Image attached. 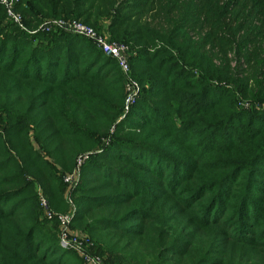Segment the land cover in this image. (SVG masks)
Wrapping results in <instances>:
<instances>
[{"label": "trees", "instance_id": "obj_1", "mask_svg": "<svg viewBox=\"0 0 264 264\" xmlns=\"http://www.w3.org/2000/svg\"><path fill=\"white\" fill-rule=\"evenodd\" d=\"M15 9L25 29L0 4V264H86L60 243L73 205L104 264H264V0ZM48 18L127 45L141 87L129 111L117 60L39 30Z\"/></svg>", "mask_w": 264, "mask_h": 264}, {"label": "built area", "instance_id": "obj_2", "mask_svg": "<svg viewBox=\"0 0 264 264\" xmlns=\"http://www.w3.org/2000/svg\"><path fill=\"white\" fill-rule=\"evenodd\" d=\"M16 1L17 0H0V4L6 8L9 19L13 20L25 29L26 27L23 22V17L21 13L15 9ZM54 28L77 33L92 39L106 55L117 60L124 74L125 80V111H129L134 105L141 87L139 82L133 79L130 75L131 64L127 45L117 41H110L105 34L97 31L93 26L77 19H48L38 27L39 30L45 31H50ZM86 158L87 154H81L77 158V170L72 174H67L64 176L65 182L68 183L70 187L76 184L79 176V167ZM68 198L72 202L70 195H68ZM42 201V205H47L48 202L43 199ZM74 207L75 206L73 205L69 213L61 214L59 216V237L62 247L75 250L83 258L86 264H104V259L102 257L92 254L85 247L84 243L88 242V240H86V236L74 231L71 225ZM48 209V207L45 208V210ZM46 216L48 218H52L53 212L50 210L46 211Z\"/></svg>", "mask_w": 264, "mask_h": 264}, {"label": "rangeland", "instance_id": "obj_3", "mask_svg": "<svg viewBox=\"0 0 264 264\" xmlns=\"http://www.w3.org/2000/svg\"><path fill=\"white\" fill-rule=\"evenodd\" d=\"M48 19H60V18H48ZM48 19H46V20H48ZM107 36V35H106ZM108 37V36H107ZM130 75H131V77L133 78V79H135L133 76H132V72L130 73ZM136 80V79H135ZM137 81V80H136ZM64 178V177H63ZM65 180V179H64ZM68 184V183H67ZM68 187H69V184H68ZM43 200H45L46 202H48L46 199H45V197L43 198ZM42 202L43 201H41V204H42ZM41 206H43V208H44V210H45V208H49V205H48V203H47V205H41ZM49 210V209H48ZM48 210H45L44 211V213L46 214V211H48ZM100 257H102V256H100Z\"/></svg>", "mask_w": 264, "mask_h": 264}]
</instances>
